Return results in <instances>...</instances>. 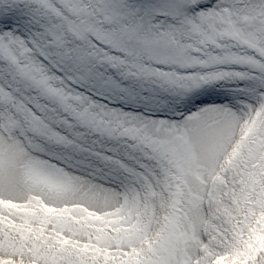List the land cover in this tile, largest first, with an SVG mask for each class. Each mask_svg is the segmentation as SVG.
Returning a JSON list of instances; mask_svg holds the SVG:
<instances>
[{
    "label": "snow or ice",
    "instance_id": "1",
    "mask_svg": "<svg viewBox=\"0 0 264 264\" xmlns=\"http://www.w3.org/2000/svg\"><path fill=\"white\" fill-rule=\"evenodd\" d=\"M0 264H264V0H0Z\"/></svg>",
    "mask_w": 264,
    "mask_h": 264
}]
</instances>
